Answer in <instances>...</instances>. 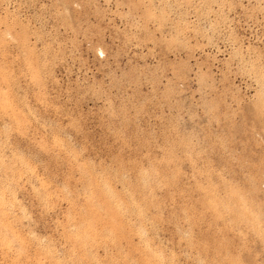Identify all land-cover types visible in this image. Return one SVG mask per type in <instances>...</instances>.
Returning a JSON list of instances; mask_svg holds the SVG:
<instances>
[{"label":"rangeland","instance_id":"rangeland-1","mask_svg":"<svg viewBox=\"0 0 264 264\" xmlns=\"http://www.w3.org/2000/svg\"><path fill=\"white\" fill-rule=\"evenodd\" d=\"M0 264H264V0H0Z\"/></svg>","mask_w":264,"mask_h":264}]
</instances>
